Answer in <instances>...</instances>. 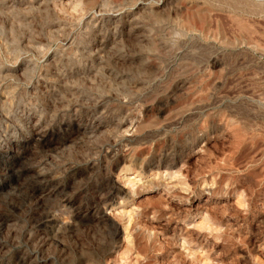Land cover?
<instances>
[{"label": "rangeland", "instance_id": "rangeland-1", "mask_svg": "<svg viewBox=\"0 0 264 264\" xmlns=\"http://www.w3.org/2000/svg\"><path fill=\"white\" fill-rule=\"evenodd\" d=\"M0 264H264V0H0Z\"/></svg>", "mask_w": 264, "mask_h": 264}, {"label": "bare ground", "instance_id": "bare-ground-1", "mask_svg": "<svg viewBox=\"0 0 264 264\" xmlns=\"http://www.w3.org/2000/svg\"><path fill=\"white\" fill-rule=\"evenodd\" d=\"M115 12H116V11H115ZM110 14H111V13H110ZM115 14H117V12H116ZM117 16H118V15H117ZM124 16H126V15H124ZM110 17H111V16H110ZM134 18H135V17H134ZM118 20H119V19H118ZM123 21H124V19H123ZM132 21H133V23H134V19H133V18H132ZM132 21H131V22H132ZM136 21H137V18H136ZM136 21H135V22H136ZM138 21H139V19H138ZM104 23H105V22H104ZM118 23H119V21H118ZM125 23H126V22H125ZM137 23H138V22H137ZM139 23H140V22H139ZM140 24H141V23H140ZM107 25H108V24H107ZM117 25H118V24H117ZM127 25H128V24H127ZM141 25H142V24H141ZM114 26H115V25H114ZM114 26H113V27H114ZM118 26H119V25H118ZM101 27H103V26H101ZM106 27H107V26H106ZM113 27H111V28H113ZM116 27H117V26H116ZM120 27H121V25H120ZM133 27H134V26H133ZM137 27L139 28V25H138ZM137 27H136V28H137ZM118 28H119V27H118ZM105 29H106V28H105ZM141 29H143V28H141ZM135 30H136V29H135ZM109 32H110V31H109ZM116 32H117V31H116ZM131 32H132V31H131ZM143 32H144V31H143ZM120 33H121V32H120ZM125 33H126V32H125ZM133 33H134V32H133ZM112 35H113V34H112ZM132 35H133V34H132ZM120 36H121V35H120ZM143 36H145V34H143ZM143 36H142V37H143ZM133 37H134V36H133ZM138 37H139V35H138ZM120 38H121V37H120ZM144 38H145V37H144ZM127 39H128V38H127ZM132 39H133V38H132ZM100 41H101V40H100ZM100 41H99V42H100ZM112 41H113V39H112ZM112 41H111V42H112ZM135 41H136V40H135ZM142 42H143V41H142ZM118 43H119V42H118ZM139 43H141V42H139ZM102 44H103V43H102ZM113 44H114V43H113ZM101 48H103V47H101ZM101 48H100V49H101ZM94 50H95V49H94ZM98 50H99V49H98ZM95 52H96V51H95ZM102 52H103V51H102ZM92 54H93V53H92ZM95 54H96V53H95ZM97 57H98V56H97ZM99 57H100V56H99ZM99 59H100V58H99ZM99 59H98V60H99ZM48 83H49V81H48ZM34 124H35V123H34ZM33 126H34V125H33ZM41 130H42V129H41ZM44 131H45V130H44ZM45 132H46V131H45ZM34 133H35V132H34ZM36 133H37V132H36ZM39 134H40V133H39ZM31 135H33V134H31ZM43 136H44V135H43ZM36 137H37V135H36ZM36 137H35V138H36ZM41 137H42V136H41ZM32 138H33V137H32ZM38 138H39V137H38ZM36 139H37V138H36ZM37 142H38V139H37ZM9 158H10V157H9ZM11 158H12V157H11ZM38 172H39V171H38ZM40 172H41V169H40ZM42 172H43V170H42ZM42 177H43V176H42ZM48 220H49V219H48ZM44 224H45V223H44ZM46 224H47V223H46Z\"/></svg>", "mask_w": 264, "mask_h": 264}]
</instances>
